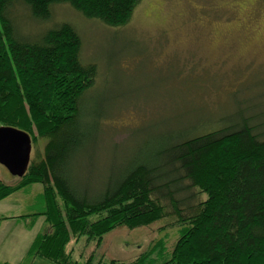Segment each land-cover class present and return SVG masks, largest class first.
Masks as SVG:
<instances>
[{
	"label": "trees",
	"instance_id": "1",
	"mask_svg": "<svg viewBox=\"0 0 264 264\" xmlns=\"http://www.w3.org/2000/svg\"><path fill=\"white\" fill-rule=\"evenodd\" d=\"M139 1L0 0V126L22 130L34 143L46 140L43 156L31 160L17 184L0 180V202L43 186L44 209L18 217L32 220L29 230L44 217L50 231L36 235L20 264L33 258L80 264L69 249L72 241L85 237L98 250L118 228L165 218L179 227L173 250L164 235L131 264H264V127L250 118L161 146L149 155L152 163L135 164L105 189L74 181L73 155L89 140L81 121L89 113L97 66L81 61L82 40L70 23L24 36L11 12L21 6L32 21L45 24L54 6L65 3L120 28ZM94 257L85 264L103 263L104 256L96 263Z\"/></svg>",
	"mask_w": 264,
	"mask_h": 264
},
{
	"label": "rangeland",
	"instance_id": "2",
	"mask_svg": "<svg viewBox=\"0 0 264 264\" xmlns=\"http://www.w3.org/2000/svg\"><path fill=\"white\" fill-rule=\"evenodd\" d=\"M11 14L24 36L70 23L82 40L81 61L97 66L87 94L89 113L81 121L89 140L73 155L78 186L105 189L135 164L152 163L154 150L184 135L249 118L264 127V0H140L120 28L88 19L65 3L54 6L45 24L32 21L18 5ZM45 144L32 141L31 160L43 156ZM0 180L15 185L19 178L0 164ZM44 207L39 184L0 202V234L10 233L0 244V264L22 263L36 235L50 231L44 217L32 230L26 227L31 219L18 217ZM168 221L118 228L98 250L85 237L69 249L80 264L91 253L94 263L104 256L102 264H131L164 235L167 250H173L179 227ZM33 261L25 264L49 263Z\"/></svg>",
	"mask_w": 264,
	"mask_h": 264
},
{
	"label": "water",
	"instance_id": "3",
	"mask_svg": "<svg viewBox=\"0 0 264 264\" xmlns=\"http://www.w3.org/2000/svg\"><path fill=\"white\" fill-rule=\"evenodd\" d=\"M31 136L19 129L0 126V164L13 176L26 174L31 162Z\"/></svg>",
	"mask_w": 264,
	"mask_h": 264
},
{
	"label": "crops",
	"instance_id": "4",
	"mask_svg": "<svg viewBox=\"0 0 264 264\" xmlns=\"http://www.w3.org/2000/svg\"><path fill=\"white\" fill-rule=\"evenodd\" d=\"M3 231V230H2ZM10 233H8L7 231H5L4 234H0V244H4L5 243V239L7 238L8 239V235ZM7 242V241H6ZM31 246V245H30Z\"/></svg>",
	"mask_w": 264,
	"mask_h": 264
}]
</instances>
